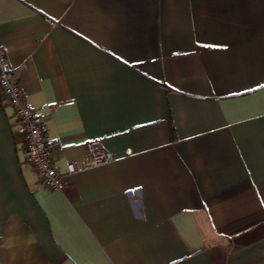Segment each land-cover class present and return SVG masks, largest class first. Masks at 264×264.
Masks as SVG:
<instances>
[{
    "label": "crops",
    "instance_id": "crops-1",
    "mask_svg": "<svg viewBox=\"0 0 264 264\" xmlns=\"http://www.w3.org/2000/svg\"><path fill=\"white\" fill-rule=\"evenodd\" d=\"M57 170L0 95V264H264V0H0ZM126 151H130L128 155Z\"/></svg>",
    "mask_w": 264,
    "mask_h": 264
},
{
    "label": "built area",
    "instance_id": "built-area-1",
    "mask_svg": "<svg viewBox=\"0 0 264 264\" xmlns=\"http://www.w3.org/2000/svg\"><path fill=\"white\" fill-rule=\"evenodd\" d=\"M0 95L11 108L17 132L22 137L25 163L33 168L47 189L61 191L68 176L109 164L116 159L111 151L103 148L99 139H91L85 142V157L80 163L68 161L64 171L57 170L50 154L60 144L45 137L42 121L25 100L16 71L11 67L7 50L3 47H0ZM129 153L125 152L126 155Z\"/></svg>",
    "mask_w": 264,
    "mask_h": 264
}]
</instances>
